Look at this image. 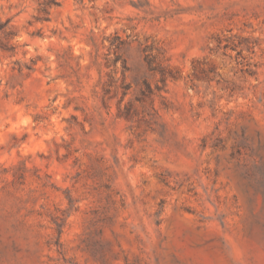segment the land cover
Segmentation results:
<instances>
[{
    "label": "rangeland",
    "instance_id": "rangeland-1",
    "mask_svg": "<svg viewBox=\"0 0 264 264\" xmlns=\"http://www.w3.org/2000/svg\"><path fill=\"white\" fill-rule=\"evenodd\" d=\"M0 264H264V0H0Z\"/></svg>",
    "mask_w": 264,
    "mask_h": 264
}]
</instances>
